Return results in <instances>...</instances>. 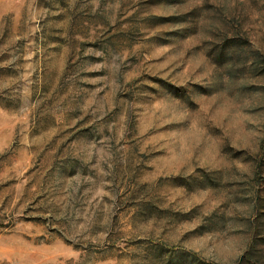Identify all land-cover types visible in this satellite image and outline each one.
<instances>
[{
  "label": "rangeland",
  "instance_id": "obj_1",
  "mask_svg": "<svg viewBox=\"0 0 264 264\" xmlns=\"http://www.w3.org/2000/svg\"><path fill=\"white\" fill-rule=\"evenodd\" d=\"M250 248L264 264V0H0V264Z\"/></svg>",
  "mask_w": 264,
  "mask_h": 264
},
{
  "label": "trees",
  "instance_id": "obj_2",
  "mask_svg": "<svg viewBox=\"0 0 264 264\" xmlns=\"http://www.w3.org/2000/svg\"><path fill=\"white\" fill-rule=\"evenodd\" d=\"M253 249L254 248H250V250H248L240 259L238 264H259V261H254L253 257H252V261H251V254H253ZM254 256V255H253Z\"/></svg>",
  "mask_w": 264,
  "mask_h": 264
}]
</instances>
